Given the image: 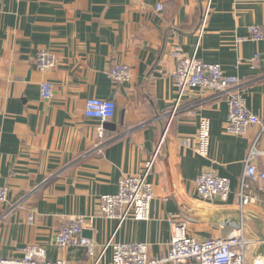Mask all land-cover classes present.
Instances as JSON below:
<instances>
[{
	"label": "crops",
	"instance_id": "1",
	"mask_svg": "<svg viewBox=\"0 0 264 264\" xmlns=\"http://www.w3.org/2000/svg\"><path fill=\"white\" fill-rule=\"evenodd\" d=\"M253 26L264 33V0H0V188L9 191L0 203V259L21 260L37 245L48 261L92 264L88 250L55 244L72 217L87 219L83 237L96 248L112 238L144 243L152 258L167 256L179 221L199 240L229 238L237 226L263 238L261 182L246 214L238 210L254 148L251 164L264 171V40L252 39ZM176 49L238 77L262 125L229 134L227 99L213 92L189 90L178 104ZM42 50L55 55L54 69H37ZM115 64L132 68L129 83L111 79ZM46 82L51 100L41 95ZM91 98L114 101L116 117L87 118ZM203 118L211 123L208 158L196 152ZM150 161L149 220L119 226L102 217L100 197L117 194L121 178ZM204 172L230 179L227 202L200 200L196 181ZM253 260L248 254L247 264Z\"/></svg>",
	"mask_w": 264,
	"mask_h": 264
},
{
	"label": "built area",
	"instance_id": "2",
	"mask_svg": "<svg viewBox=\"0 0 264 264\" xmlns=\"http://www.w3.org/2000/svg\"><path fill=\"white\" fill-rule=\"evenodd\" d=\"M164 7L160 5L159 11ZM207 5L200 29L202 36L209 14ZM254 41L264 40V33L259 27L251 28ZM177 62L174 73V83L178 90L179 104L187 91L199 90L213 92L219 97L225 96L228 104V121L226 131L233 135H244L249 128L262 125L260 118L247 108V102L242 91V84L238 77L225 74L218 64L205 63L196 56H189L179 49L172 53ZM39 70H52L57 66V59L53 53L42 50L35 61ZM132 68L125 64H115L110 76L114 82L129 83L132 80ZM44 100L53 98L52 84L46 82L41 86ZM1 99V96H0ZM117 105L114 101L97 98L88 99L85 107L87 118L98 119L103 122L116 117ZM211 123L207 118L200 121L198 144L196 152L200 157L208 158L210 153ZM258 155L255 148L245 160V172L240 181L238 192V210L247 212V208L255 203L256 197L251 193L254 184L262 183L264 192V171H259L251 164L252 158ZM153 161L146 163L142 171L135 175H125L119 183L118 193L100 197V213L102 217L116 220L119 226L129 219L147 221L150 218L151 204L155 198L153 185L148 178L153 168ZM254 185V186H253ZM196 191L201 201L213 203L227 202L231 194V181L213 172L202 173L196 181ZM9 191L0 188V203H7ZM30 224H34V217H30ZM88 229L85 217H72L64 221L57 229L54 241L61 251L86 249L92 264H247L248 254L254 258L255 264H264V237L252 235L245 227H234L229 238H210L199 240L192 236L188 226L183 222L174 223V233L167 256L152 258L149 247L144 243H116L112 238L105 245L96 248L94 243L83 237ZM262 251L259 255L256 253ZM111 252V261H107ZM0 264H69L64 259L57 261L46 260V249L40 246H30L24 250L21 260L0 259Z\"/></svg>",
	"mask_w": 264,
	"mask_h": 264
},
{
	"label": "water",
	"instance_id": "3",
	"mask_svg": "<svg viewBox=\"0 0 264 264\" xmlns=\"http://www.w3.org/2000/svg\"><path fill=\"white\" fill-rule=\"evenodd\" d=\"M85 234H86V233L84 232L83 235H85ZM257 255H259V254H257Z\"/></svg>",
	"mask_w": 264,
	"mask_h": 264
},
{
	"label": "rangeland",
	"instance_id": "4",
	"mask_svg": "<svg viewBox=\"0 0 264 264\" xmlns=\"http://www.w3.org/2000/svg\"><path fill=\"white\" fill-rule=\"evenodd\" d=\"M183 223H185V222H183ZM186 224V223H185ZM187 225V224H186ZM254 261V260H253Z\"/></svg>",
	"mask_w": 264,
	"mask_h": 264
}]
</instances>
